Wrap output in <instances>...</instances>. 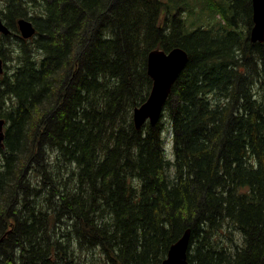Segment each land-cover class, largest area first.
<instances>
[{
    "label": "trees",
    "instance_id": "trees-1",
    "mask_svg": "<svg viewBox=\"0 0 264 264\" xmlns=\"http://www.w3.org/2000/svg\"><path fill=\"white\" fill-rule=\"evenodd\" d=\"M6 2L0 264H160L186 228L190 264H264V40L246 36L247 1L232 20L215 0ZM209 16L243 35L218 19L211 36ZM172 47L187 62L137 129L147 55Z\"/></svg>",
    "mask_w": 264,
    "mask_h": 264
},
{
    "label": "water",
    "instance_id": "water-1",
    "mask_svg": "<svg viewBox=\"0 0 264 264\" xmlns=\"http://www.w3.org/2000/svg\"><path fill=\"white\" fill-rule=\"evenodd\" d=\"M254 10V26L251 32L252 41H262L264 38V0H252ZM20 35L23 38L31 37L35 28L31 21H18ZM0 32L8 34L9 29L0 17ZM187 62V54L179 47H173L168 52L164 49L153 48L147 55V73L152 78V87L148 98L133 110V122L137 129L149 120L155 124L161 114L163 104L170 92L172 83L176 80L181 69ZM3 71V60L0 57V73ZM5 121L0 118V146L4 138ZM190 229L186 228L182 235L170 244L165 257L160 264H190L186 257L189 248Z\"/></svg>",
    "mask_w": 264,
    "mask_h": 264
},
{
    "label": "flooded vegetation",
    "instance_id": "flooded-vegetation-1",
    "mask_svg": "<svg viewBox=\"0 0 264 264\" xmlns=\"http://www.w3.org/2000/svg\"><path fill=\"white\" fill-rule=\"evenodd\" d=\"M216 2H218V3H223V2H225V4H226V8H227V16H228V18L230 19V20H232V19H235L236 17H237V14H236V10H240V11H242L243 13H244V6H242V7H238L236 4L239 2L240 4L241 3H243L244 1H247V3H248V5H249V8H247V14L246 15H244L246 18H247V26H248V28H251V26H252V16H253V9H252V0H215ZM5 3H7L6 1H5ZM246 3V4H247ZM8 4V3H7ZM245 4V5H246ZM226 14V13H225ZM174 17V16H173ZM172 17V18H173ZM238 17L239 18H242L243 16H241L240 14L238 15ZM218 19H221V18H219L218 16H214V17H212V16H209V17H207V22L205 23V22H201V24H203L204 26H206L207 27V31H209V34L212 36V32L215 30V26H216V24H217V26H218ZM178 20H180V23L182 22V20H184V17H179L178 19H177V21ZM186 20H187V18H186ZM187 21H189V20H187ZM169 23V19H168V16L166 15L165 16V24H167L166 26L170 29L171 28V26L168 24ZM225 24H226V22H224L222 19H221V26L223 27V31H224V33H225V36H227V34L228 33H231L230 31H232L233 33V35H234V37L236 36V37H238V38H240L243 34L242 33H238V32H236V31H234V30H230V31H228L226 28H225ZM253 27V26H252ZM196 29V28H195ZM251 30H252V28H251ZM246 36L250 39V37H251V31L249 30V36H248V33H246ZM246 37V38H247ZM263 40H264V38H263ZM262 40V41H263ZM261 41V42H262ZM258 42H260V41H258V40H256V41H253L252 42V44L253 43H258ZM173 48V47H172ZM172 48H170V49H172ZM160 49H163V48H160ZM170 49H167V50H165L166 52H168Z\"/></svg>",
    "mask_w": 264,
    "mask_h": 264
},
{
    "label": "rangeland",
    "instance_id": "rangeland-1",
    "mask_svg": "<svg viewBox=\"0 0 264 264\" xmlns=\"http://www.w3.org/2000/svg\"><path fill=\"white\" fill-rule=\"evenodd\" d=\"M5 1L6 0H0V9H2L3 8V6H4V4H5ZM32 3L30 2V1H27L26 3H25V5L26 6H30ZM183 17V16H182ZM198 18H199V16H197ZM186 16H184V19L186 20ZM201 21H203L204 22V19L203 20H201ZM252 26H253V23H252ZM251 26V27H252ZM10 65V63H8V66ZM231 68V63H230V65L228 66V69H230ZM163 137H164V146H165V152H166V156L168 157V158H171V154H172V150H171V133L166 129L165 130V132L163 133ZM39 247H42V245L41 246H39Z\"/></svg>",
    "mask_w": 264,
    "mask_h": 264
},
{
    "label": "bare ground",
    "instance_id": "bare-ground-1",
    "mask_svg": "<svg viewBox=\"0 0 264 264\" xmlns=\"http://www.w3.org/2000/svg\"><path fill=\"white\" fill-rule=\"evenodd\" d=\"M252 9H253V7H252ZM253 14H254V10H253ZM0 17L2 18V16H1V14H0ZM20 19H24V20H28V19H26V18H19V19H17V21H16V25H17V30L19 31V35H20V29H19V26H18V21L20 20ZM252 23H253V26H254V21H253V16H252ZM6 25V24H5ZM7 26V25H6ZM7 28H8V26H7ZM252 29H253V27H251ZM251 28H250V31L252 32V30H251ZM9 29V28H8ZM10 30V29H9ZM252 40V39H251ZM179 48H181V47H179ZM182 50H184L183 48H181ZM185 51V50H184ZM186 52V51H185ZM186 54H187V52H186ZM187 59H188V55H187ZM185 66V65H184ZM183 69V68H182ZM182 69H181V71H182ZM181 71H180V73H181ZM4 72V68H3V71L0 73V75L2 74ZM180 73L178 74V76H177V78L179 77V75H180ZM151 78V77H150ZM177 78H176V80H177ZM152 79V78H151ZM175 80V81H176ZM153 81V80H152ZM175 81L172 83V85L175 83ZM172 85H171V88H172ZM170 91H171V89H170ZM170 93V92H169ZM169 95V94H168ZM168 97V96H167ZM167 99V98H166ZM147 100V99H146ZM166 101V100H165ZM165 103V102H164ZM163 106H164V104H163ZM162 112H163V107H162V111H161V114H162ZM161 114H160V116H161ZM159 119H160V117H159ZM158 119V120H159ZM146 122H149V120H147ZM145 123V122H144ZM150 123V122H149ZM168 130V129H167ZM169 131V130H168ZM163 139H164V137H163ZM172 147H173V142H172V134H171V150H172ZM173 153V152H172ZM171 157H172V154H171ZM186 257H187V251H186ZM85 260V259H84Z\"/></svg>",
    "mask_w": 264,
    "mask_h": 264
}]
</instances>
